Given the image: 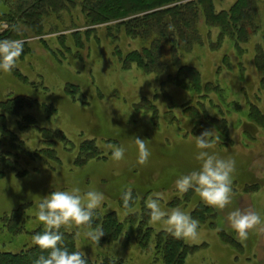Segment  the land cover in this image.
<instances>
[{"label":"rangeland","instance_id":"374dc122","mask_svg":"<svg viewBox=\"0 0 264 264\" xmlns=\"http://www.w3.org/2000/svg\"><path fill=\"white\" fill-rule=\"evenodd\" d=\"M213 2L218 13L227 11L236 0ZM252 3L256 31L241 46V53L228 40L222 41L217 49H210L206 42L194 48L182 62L195 67L203 81L217 83L220 93H209L203 108L205 115H213L215 119L225 117L233 148L213 145L207 151L235 160L231 203L224 209L214 208L217 214L214 228L198 227L195 240L184 239L190 246H199L184 264H264V231L260 230L264 225L251 230L245 240L227 221L228 214L237 209H252L264 220V75L255 62L256 49L264 54V0ZM79 9L74 7L47 17L39 37L19 27L18 31L26 33L22 41L32 51L15 66L26 81L14 77L12 71L0 72V99L20 96L31 100L30 107L17 116H7V128L16 130L19 119L30 115L36 126L18 134L30 151L42 147L41 129L51 138L54 132H60L70 142L63 145L53 140L55 144L49 145L56 150L58 162L35 161L27 165L24 176L7 172L0 178V218L20 205L24 218V232L17 236L6 232L0 222V253H16L32 246L31 232L45 230L36 217L41 198L52 191L78 187L82 193L102 192L105 200L96 210L102 214L115 212L123 222L124 233L117 241L97 244L84 236L87 228L62 226L75 232L77 250L90 260L112 256L129 264H160L152 252L139 251L135 239L137 226L128 222L127 217L147 209V198L153 193L162 194L161 206L165 210L179 207L190 214L196 203L203 202L194 190L185 199L184 193L175 187L181 175L200 167L195 158L200 150L194 137L203 131H199L201 122L184 110L186 106L192 107L188 103L194 93L184 85L164 82L162 76L145 74L134 66L122 69L113 55L114 49L118 47L125 55L130 47L139 49L138 43L122 36L112 41L105 35L107 24L88 27ZM3 10L0 2V12ZM6 28L0 23V31ZM92 28L94 32L86 35V30ZM215 34L213 31L210 42L216 41ZM95 36L100 40L95 41ZM77 39L87 42L77 47ZM142 101L157 107L155 116L138 107ZM134 137L147 140L151 155L145 165L137 162ZM84 141H94L105 158L75 165L76 151ZM108 143L124 148L122 160L111 158V150L104 147ZM250 175L253 181L248 185H255L246 186L245 190L243 184L250 181ZM128 188L133 199L125 208L121 198ZM170 202L178 205L171 206ZM147 226L154 231H166L163 225L151 223L150 218ZM219 230L234 237L242 250L228 247L218 236Z\"/></svg>","mask_w":264,"mask_h":264},{"label":"trees","instance_id":"16d2710c","mask_svg":"<svg viewBox=\"0 0 264 264\" xmlns=\"http://www.w3.org/2000/svg\"><path fill=\"white\" fill-rule=\"evenodd\" d=\"M0 2L4 6V10L0 12V23L7 27L0 31V40H22L21 37L26 36V33L18 31L21 26L25 27L30 35L39 37L47 17L79 7L88 27L107 24V33H105L107 38L117 41L122 36L130 42H137L139 49H130V47L125 55L121 54L118 47L114 49L113 55L119 60L121 68L130 69L134 66L145 74L162 76L164 82L177 86L184 85L183 87L194 93L193 100L191 98L188 103L192 107L186 106L184 110L187 113L190 111L191 117L200 119L199 131L215 129L219 139L213 138V145L218 148L223 146L233 148L225 117L215 119L213 115H205L206 109L203 108L204 100L208 98L209 93L212 92L213 95L220 93L217 83L203 81L195 67L182 62L185 56L194 51V48H199L206 42L209 43L210 49H217L222 45V41L228 40L241 53L250 35L256 31L253 0H236L227 11L221 10L218 13L213 0H0ZM213 31H216V41L210 42ZM93 32L94 28L88 29L86 35ZM93 39L100 40L97 36ZM85 42L87 41L77 39L75 46L82 47ZM30 52H32L30 47L24 44L23 52L17 61H21ZM255 54L256 67L264 75V54L260 49H256ZM169 69L173 72L170 73ZM12 72L14 77L26 81V77H23L16 67ZM30 101L20 96L0 99V178L7 172L24 176L28 171L27 165L35 161L58 162L56 150L49 147L50 144L52 146L55 144L53 140L63 145H70L60 132H54V138H51L47 131L41 129L40 140L43 145L39 149L30 151L18 135L19 132H27L36 126L34 118L30 115L19 119L16 130L7 128V116H17L25 107H30ZM138 107H143L144 110L156 115L155 105L142 101ZM252 121L256 120L252 119ZM261 121L263 122V119ZM243 134L248 135V132L243 131ZM76 152L74 164L78 166L93 159L105 158L94 141L82 142ZM250 177V181L243 184L245 190L246 186L255 185H248L253 181V176ZM192 195L193 190L184 193L185 199ZM176 202H170V205L177 206ZM214 208L199 202L195 204L190 215L199 221L200 228H214V221L217 218ZM22 216L23 206L20 205L1 216V225L6 228V232L17 236L24 232ZM149 218L148 209H142L140 213L133 212L127 217L128 222L137 226L135 239L140 252H152L154 260L160 264H184L187 256L199 248L186 244L184 239L174 238L167 231H154L147 226ZM123 226V222L118 219L115 212L102 214L94 210L93 227H101L105 233L100 243L117 241L124 233ZM80 227L87 228V226ZM43 231L36 229L31 234L35 235ZM59 231L63 236L61 246L66 247L69 252L78 251L74 242L75 232H70L64 227ZM218 236L228 247L242 250V245L234 237L226 235V232L219 230ZM41 255L47 256L48 252L33 244L16 253H0V264H35ZM87 260L89 264H129L123 259L112 256L102 257L100 260L88 258Z\"/></svg>","mask_w":264,"mask_h":264},{"label":"clouds","instance_id":"9594fccd","mask_svg":"<svg viewBox=\"0 0 264 264\" xmlns=\"http://www.w3.org/2000/svg\"><path fill=\"white\" fill-rule=\"evenodd\" d=\"M24 41L19 39L0 40V72L8 73L16 66L18 58L23 52ZM219 139L215 129H205L200 136L194 137L196 147L200 150L196 160L200 162L198 170L181 175L175 181V187L180 193L194 192L209 206L224 209L231 203L233 194V173L235 160L222 158L207 149L213 147L212 139ZM138 149V164L145 165L151 155L147 140L134 137ZM111 150V158L120 161L124 158V148L105 144ZM133 195L128 188L122 195L125 208L130 206ZM161 193H153L147 198L146 208L149 210L150 222L161 224L165 230L176 239L195 240L198 235L199 221L181 208L165 210L161 206ZM105 200L102 192L74 187L71 190L52 191L41 198L36 217L45 228L43 233H36L32 237L34 245L48 252L47 256L41 255L35 264H89L83 251L69 252L62 247L63 236L60 233L62 226L76 225L87 226L84 236L93 242L99 243L104 231L101 227H93L94 210L99 208ZM230 227L241 239H247L251 230L264 225L259 213L252 209L234 210L227 216ZM264 231V227L260 229ZM79 237L80 233L77 232Z\"/></svg>","mask_w":264,"mask_h":264}]
</instances>
